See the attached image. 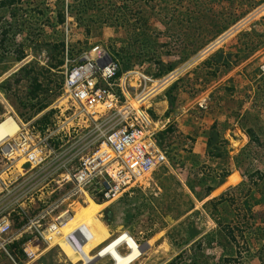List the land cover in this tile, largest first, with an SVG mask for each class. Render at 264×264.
Listing matches in <instances>:
<instances>
[{
	"label": "rangeland",
	"instance_id": "obj_1",
	"mask_svg": "<svg viewBox=\"0 0 264 264\" xmlns=\"http://www.w3.org/2000/svg\"><path fill=\"white\" fill-rule=\"evenodd\" d=\"M79 1L0 0V121L10 116L33 132L52 126L65 75L101 46L121 64L117 84L157 86L146 105L157 128H168L167 164L108 203L61 184L44 194V206H59L46 221L79 204L83 215L96 212L108 237L91 264H115L99 254L124 233L143 250L131 264H168L199 243L198 264H264V0H92L87 13L68 9ZM57 56L59 73L47 63ZM135 72L149 81L123 80ZM34 252L28 264H72L55 245Z\"/></svg>",
	"mask_w": 264,
	"mask_h": 264
},
{
	"label": "built area",
	"instance_id": "obj_2",
	"mask_svg": "<svg viewBox=\"0 0 264 264\" xmlns=\"http://www.w3.org/2000/svg\"><path fill=\"white\" fill-rule=\"evenodd\" d=\"M118 71V62L109 52L93 47L65 75V106L59 107L54 124L37 132L22 125L15 137L0 146V264L4 259L28 264L36 256L34 250L51 245L53 237H57L53 246H60L59 238L75 254L83 255L75 247L89 238L87 230L77 227L66 237L54 234L65 224V215L72 214L66 210L46 221L59 206L56 201L44 206L45 192L53 195L61 184L69 185L72 196L81 192L108 203L143 186L167 164L165 152L157 145L156 133L161 129L150 106L141 103L135 110L128 104V96L140 102L147 95L151 98L157 86L117 84ZM132 74L144 85L149 81L141 73ZM134 87L139 91L132 97L127 90L132 94ZM206 105V98L199 101L200 108ZM21 158L24 161L17 166ZM50 185L52 192H48ZM19 253L26 261L17 258Z\"/></svg>",
	"mask_w": 264,
	"mask_h": 264
},
{
	"label": "bare ground",
	"instance_id": "obj_3",
	"mask_svg": "<svg viewBox=\"0 0 264 264\" xmlns=\"http://www.w3.org/2000/svg\"><path fill=\"white\" fill-rule=\"evenodd\" d=\"M195 60V59H194ZM179 73V72H178ZM176 73V74H178ZM126 74L131 75V73H124L123 74V80L124 77L126 76ZM132 78H134L133 76H131ZM160 88V87H158ZM159 90V89H158ZM138 88L134 87L133 93L130 94L127 90V93L132 96L135 97L136 94L138 93ZM157 92V89L156 91ZM149 98V95L145 96L144 98H142V103H146L147 100ZM131 99V100H129ZM128 100H129V104L131 105V107L133 109L136 110V108L139 110V100L135 99V98H129L128 96ZM138 100V101H136ZM96 108H98L99 110H101V106H97ZM97 109V110H98ZM22 125L20 123H17V121L14 120V118L7 116L4 120L0 121V146L5 144L7 141H9L10 139H12L13 137H15V135L17 133H19L21 131ZM5 140V141H4ZM4 141V142H3ZM24 161L23 158H21V161L19 162V164H17V166H20V164H22ZM82 199L86 200L87 197L83 194H81V192H78V194ZM75 196V195H73ZM73 214L69 217V215H65L66 218L65 219V234L64 236H68L70 234V232L77 228H83L87 230V233L89 235V238L80 243L77 244V246L75 247V249H78V251L80 250V252H83V255L79 254H75L70 248L71 246L69 245L68 242H63V240H59V249L63 252V254L67 257L68 260L71 261L72 264H80L79 262H84V264H91L93 263V261H95L96 259L99 258H95L96 255L92 256L91 253L100 246V244L102 242L105 241V239L108 237L107 231L104 228L101 220L99 219V216L96 212H91V213H85V215L81 214L83 209L81 204L76 205L75 207H73ZM67 221V222H66ZM64 224V223H63ZM63 224H61L59 226V228L54 231V234H57V232H59V236H63L62 233V226ZM117 237H119L118 239H116L115 241L112 242V244L106 248L103 252H101L99 254V256H103L105 254H109L110 256H112L116 261L115 264H131L133 261L137 260L140 256L141 253L140 249L138 248L137 245H139L137 242V245L135 243L136 240H134L131 236H129L128 233H124V234H120ZM116 237V238H117ZM57 237H53L51 240V245L53 246L54 242L56 241ZM120 245H124L126 247V249L129 250L128 254L123 255V256H119L117 253V248ZM140 246V245H139ZM142 247V246H140ZM108 255V256H109ZM102 258V257H100ZM112 260V259H111ZM113 261V260H112ZM114 263V262H113Z\"/></svg>",
	"mask_w": 264,
	"mask_h": 264
},
{
	"label": "trees",
	"instance_id": "obj_4",
	"mask_svg": "<svg viewBox=\"0 0 264 264\" xmlns=\"http://www.w3.org/2000/svg\"><path fill=\"white\" fill-rule=\"evenodd\" d=\"M92 2H93L92 0H80L79 2H76V3L73 2L70 8L68 6V9H71V10L74 9L75 10V8L81 7L83 9V13H87V12H89L88 5L91 4ZM63 18H64V14L61 11L59 13V16H58V19H59L58 22L62 23L63 22ZM62 46H63L62 44H61V46H57L59 48V50H60L58 52L59 54L62 53V49H61ZM19 53L20 54L22 53V54L20 56L18 55L17 59L21 60V59H23L24 54H23V52H19ZM47 63H48L49 71H51V69H52V70H54V72L59 73L60 67L63 64V60H62V58L58 59V56H57L55 58V63H51V62H47ZM120 67H121V64H120ZM121 70H122V67L119 70L118 76L120 75ZM34 82H37V77L36 76H34ZM35 84H36V86H32V88L29 91V94L32 95V97H35L33 95L41 88V86H39L37 83H35ZM48 105H49V103H46V102L44 104H41L37 108V112H35L34 115L40 113L42 110L47 108ZM47 121H48V117L47 116H43L40 119V123L41 124L47 123ZM167 133H168V128L156 133V138H157L156 141H157L158 147H160V148L162 147V138L164 140V137L166 136ZM233 177H235L237 180H239V178L237 176H233ZM98 203L100 204L102 202L99 201ZM107 214H108V212H107ZM105 221L107 222V224H110L111 220L108 217V215L105 216ZM191 250L192 251H190V253H187V250L185 252L184 251L181 252L172 261H170L168 264H198L199 263V258L201 256V243H199L196 246H192ZM226 262L229 264L231 262V260H227L226 259Z\"/></svg>",
	"mask_w": 264,
	"mask_h": 264
},
{
	"label": "crops",
	"instance_id": "obj_5",
	"mask_svg": "<svg viewBox=\"0 0 264 264\" xmlns=\"http://www.w3.org/2000/svg\"><path fill=\"white\" fill-rule=\"evenodd\" d=\"M5 141V140H4ZM3 141V142H4ZM228 182H229V184H235V182H236V180L235 179H231L230 177L228 178Z\"/></svg>",
	"mask_w": 264,
	"mask_h": 264
},
{
	"label": "clouds",
	"instance_id": "obj_6",
	"mask_svg": "<svg viewBox=\"0 0 264 264\" xmlns=\"http://www.w3.org/2000/svg\"><path fill=\"white\" fill-rule=\"evenodd\" d=\"M110 54V53H109ZM111 55V54H110ZM111 57H112V55H111ZM113 59H114V57H112ZM115 60V59H114ZM117 61V60H116ZM118 62V61H117ZM118 65H119V63H118ZM119 70H120V66H119ZM118 73H119V71L117 72V75H116V77L118 76ZM121 249V248H120ZM120 253V252H119Z\"/></svg>",
	"mask_w": 264,
	"mask_h": 264
}]
</instances>
